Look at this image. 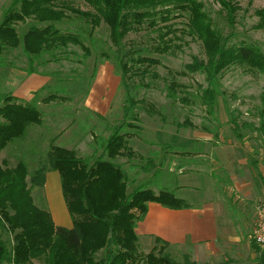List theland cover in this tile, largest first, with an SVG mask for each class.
I'll list each match as a JSON object with an SVG mask.
<instances>
[{"label": "trees", "instance_id": "trees-1", "mask_svg": "<svg viewBox=\"0 0 264 264\" xmlns=\"http://www.w3.org/2000/svg\"><path fill=\"white\" fill-rule=\"evenodd\" d=\"M215 1L233 27L238 7L236 0ZM75 2H85L91 11L76 9ZM70 14L92 25V31L104 23L115 47L121 48L130 34L145 30L157 32L161 43L155 50L160 54L171 51L173 40H166V36L175 31L170 26H166L167 31L160 28V21L167 23L176 17L187 19L188 34L202 42L205 58L195 57L182 74L204 76L207 85L202 86L200 99L208 113L215 114L217 106L225 103L221 79L226 71L239 66L254 74H264V52L253 45L230 44L199 0H14L0 23V67L5 51L19 48L32 63L46 54L52 55L54 61H60L57 52L68 53L71 45L81 47L85 55H89L90 49L79 34L60 28L72 16ZM262 17L264 22V13ZM27 20L34 24L21 37L18 25ZM120 63L125 89L124 120L113 128L107 139H100L99 148L91 156H81L76 150L59 147L53 142L32 176L23 162L16 168H9L4 162L0 164V264H35L37 260L45 264H198L187 255L183 262L176 261L167 251L170 245L159 239L152 252L146 255L140 252L136 229L144 220L150 203H159L172 210L192 208L193 204L169 190L160 193L145 188L129 191L137 179L121 159L134 160L137 155L130 146L133 135L125 129L135 127L133 122H139L137 110L142 100L138 99L139 86L128 76L145 77L151 72L150 67L160 62L140 55L130 62ZM145 65L146 69L142 70ZM153 76L157 77L155 73ZM167 89L168 97L174 101L180 98V93L190 95L177 78L169 80ZM55 98L49 96L45 102ZM182 100L190 102L187 98ZM2 103L0 154L10 144L23 139L30 127L43 126V112L36 103L18 101L12 96ZM259 115L264 133V93ZM234 126V132L243 138L241 126ZM163 147L165 153L174 148ZM200 151L181 155L193 156L201 154ZM141 158L143 166L134 168L156 176L166 159ZM51 171H57L61 176L64 198L73 219L72 228L56 226L51 214L38 207L32 196V189H43ZM5 234L6 238H12L11 246ZM254 248L258 252L255 244ZM260 258L259 264H264V257Z\"/></svg>", "mask_w": 264, "mask_h": 264}, {"label": "rangeland", "instance_id": "rangeland-1", "mask_svg": "<svg viewBox=\"0 0 264 264\" xmlns=\"http://www.w3.org/2000/svg\"><path fill=\"white\" fill-rule=\"evenodd\" d=\"M199 1L230 44L253 45L264 52V0H236L238 7L233 27L228 24L218 2ZM13 2L14 0H0V23ZM73 6L84 12L91 11L85 2H75ZM33 24V21L27 20L18 25L21 37ZM159 26L165 31L168 29L166 26L175 30L166 36V40H173L168 54L156 52L155 46L161 43L157 32L145 30L130 34L121 48L115 47L110 42L108 28L104 23L92 31V25L81 21L75 15L67 18L60 28L65 32L79 34L90 49L89 55H85L81 47L71 45L68 53L57 52L56 56L60 61H54L52 55L46 54L32 63L22 48L5 51L1 55L3 62L0 67V106L8 96L22 100L16 98L13 91L19 84L27 81V78H46L48 82L45 86L32 94L36 98L34 101H39V104L35 103L45 114L44 118H57L55 121L58 125L49 131L31 130L23 139L10 144L4 150L5 154L2 153L0 162L2 157L11 164L23 162L32 176L40 161L49 152L54 133L69 128L70 125L73 126L72 139L68 144L73 146L83 137L80 155L91 156L94 150L99 148L100 139H107L113 128L124 120L125 89L121 84L120 61L127 63L140 55L157 59L160 64L151 66V72L145 77H133L132 74L128 76L139 86L138 99L142 100L137 110L139 122H133L135 127L125 129L126 132L132 133L130 146L135 154L138 153L134 160L121 159V163L137 179L129 191L145 188L160 193L169 190L180 197L184 193L185 200L195 206L214 199L226 202L231 217L238 223L242 249L246 246L249 248L251 261L248 258V263L245 261L246 250L236 254L229 250L228 255L240 261L244 260L245 264H259L252 258L256 252L261 261L259 253L253 248L250 234L256 204L264 199V133L259 115L264 93V74H254L239 66L226 71L221 79L225 103L221 102L217 106L215 114L208 113L200 99L202 86L205 88L207 85L204 76L199 73L182 74L185 66L192 63L195 57L205 58L202 42L188 34V20L183 17L173 18L167 23L160 21ZM146 67L147 65L143 66L142 70ZM153 73L157 77H154ZM102 78L108 80L105 84L109 86L108 93L115 95L113 110L116 109V102L122 103L123 118L120 121L104 119L100 114L85 107L86 96L94 91ZM172 78H177L178 83L185 85L190 95L180 93L177 101L168 97L167 88ZM117 80L121 81L120 84ZM103 87H100V92ZM49 96L56 98L45 102ZM182 98H187L190 102H184ZM149 112L155 115L151 116ZM237 124L241 126L243 138L234 132V125ZM245 125L252 127L247 128ZM165 145L174 148L169 149L170 153H165L162 149ZM197 149L202 150L199 152L201 154L181 155L183 152ZM157 152L160 155H156ZM141 155L146 159L166 157L157 176L152 173L147 177L141 169L134 168L137 165L143 166ZM41 193L32 191L39 207H42ZM4 237L11 246L12 238H6L7 234ZM238 247H241V243ZM167 251L176 261H184L183 253L177 248L169 247ZM140 252L146 255L148 250L141 246ZM35 264L45 262L37 260ZM198 264L209 263L201 261Z\"/></svg>", "mask_w": 264, "mask_h": 264}, {"label": "crops", "instance_id": "crops-1", "mask_svg": "<svg viewBox=\"0 0 264 264\" xmlns=\"http://www.w3.org/2000/svg\"><path fill=\"white\" fill-rule=\"evenodd\" d=\"M107 81L108 80L105 81V79L102 78L101 81L97 83L94 91H92L89 96H86L85 107L100 114L104 119L120 121L123 118L122 103L116 102V109L113 110L112 102L115 95L108 93L109 86L105 85ZM47 82L48 79L46 78H39V76L35 78L31 76L27 78V81L23 84H19L16 89L14 88L13 94L18 99L31 103L38 102L37 104H39V101H34L36 98H34L35 95L32 93L37 89L43 88ZM120 82L119 80L118 83L120 84ZM100 87H103L102 92H100ZM98 92L100 93L95 94ZM44 115L45 114H43L42 120L43 126H40L41 128L34 126L30 127L28 133L31 130L46 129V131H49L50 128L57 127L58 123L55 121L57 118L50 119L51 116H48L47 119L44 118ZM71 123L74 124V122ZM72 129L73 126L70 125L69 128L60 129L55 132L53 135V142H55V145L67 149H76L80 154L82 152L80 147L84 143L83 137H80L73 146L68 144V142L70 143V139H72ZM187 147L192 148L193 146ZM95 151L96 150H94V152ZM2 153L0 154V158L5 154ZM136 154L138 155L137 152ZM3 162L9 168H16L18 166V162L11 164L5 157H2L0 164ZM149 176L150 174H147V177ZM33 191L34 193L42 192L43 199L41 201L42 207L40 208L51 214L56 226L66 228L73 227V219L66 205L59 172H49L46 176L43 189L35 188ZM181 198L186 199L184 193ZM253 202L254 201H252V203ZM37 206L39 207V205ZM136 232L139 237L140 247L144 246L148 250V253L152 252L158 246L157 241L159 239L168 243L170 247L180 250L184 256H190L191 259L197 263L203 261L209 264H211L210 262L215 264H245V261L247 262V258L249 260L251 255L247 246L242 249L243 242L240 240L241 234L238 223L231 217L226 202L220 199H214L199 206L193 205L192 208L182 210L168 209L159 203L152 202L149 204V209L144 220L139 222ZM240 243L241 247H238ZM251 243L254 248L253 241ZM229 250L234 254L245 252L246 250L245 261H240L238 258L235 259L233 256L230 257L228 255ZM253 254V260L260 263L256 252Z\"/></svg>", "mask_w": 264, "mask_h": 264}, {"label": "built area", "instance_id": "built-area-1", "mask_svg": "<svg viewBox=\"0 0 264 264\" xmlns=\"http://www.w3.org/2000/svg\"><path fill=\"white\" fill-rule=\"evenodd\" d=\"M253 243L258 247L260 257H264V199L256 204L254 224L251 232ZM2 264H9L4 262Z\"/></svg>", "mask_w": 264, "mask_h": 264}]
</instances>
